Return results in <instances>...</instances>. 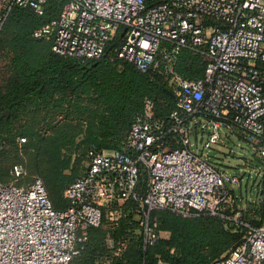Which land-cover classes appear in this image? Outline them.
<instances>
[{
    "label": "built area",
    "instance_id": "built-area-1",
    "mask_svg": "<svg viewBox=\"0 0 264 264\" xmlns=\"http://www.w3.org/2000/svg\"><path fill=\"white\" fill-rule=\"evenodd\" d=\"M48 1L0 0V30L13 7L42 15ZM62 1L57 17L33 31L35 38L50 39L55 54L90 60L119 35L118 59L141 72L154 69L157 56L165 62L174 108L156 116L146 98L126 135V151L90 147L84 174L64 190L63 210L53 208L39 177L25 185L0 183V264H69L84 249L88 229L104 218L113 226L128 216L138 222L139 247L145 249L167 236L150 216L155 209L221 214L230 186L240 179L193 152V125L210 129L204 148L224 129L264 156V0ZM183 48L204 56L201 78L174 71ZM197 118L206 121L205 128ZM10 174L22 177L26 171L16 164ZM261 206V222L246 225L244 242L213 264H264V180ZM240 216L237 209L232 219ZM129 247V240L119 239L101 264L114 257L125 261Z\"/></svg>",
    "mask_w": 264,
    "mask_h": 264
},
{
    "label": "trees",
    "instance_id": "trees-1",
    "mask_svg": "<svg viewBox=\"0 0 264 264\" xmlns=\"http://www.w3.org/2000/svg\"><path fill=\"white\" fill-rule=\"evenodd\" d=\"M62 4L49 0L42 15L13 7L0 30V183L7 184L6 178L14 177L12 166L21 165L26 174L12 183L25 185L39 177L50 201L53 191L67 200L64 190L84 174L90 147L126 151V135L146 98L159 117H166L175 103L164 77L165 62L157 56V66L141 72L118 59L119 35L100 58L90 60L55 54L50 39L35 38L33 31L56 18ZM204 67V56L187 48L174 63V71L188 79L201 78ZM263 180L264 171L260 194ZM237 209L241 216L233 220ZM150 216L158 230L167 232L152 246L139 247L140 225L130 216L115 226L104 218L88 229L84 249L69 264H101L104 256L114 254L119 239L130 241L126 260L114 257L110 264H213L244 242L246 225L257 226L263 211L260 199L257 207L232 206L230 212L226 207L219 215L155 209Z\"/></svg>",
    "mask_w": 264,
    "mask_h": 264
},
{
    "label": "rangeland",
    "instance_id": "rangeland-1",
    "mask_svg": "<svg viewBox=\"0 0 264 264\" xmlns=\"http://www.w3.org/2000/svg\"><path fill=\"white\" fill-rule=\"evenodd\" d=\"M167 85L170 86V76L165 70ZM205 128L206 121L197 118ZM191 132V149L193 152L209 161L216 169L230 174L238 175L240 182L230 186L233 193L228 202L229 212L235 207L245 208L247 206L257 207L261 199V181L264 171V156H261L257 147L243 139L239 134L220 131L219 140L211 144L210 148H204L203 144L208 139L210 129L202 130L199 126L193 125ZM24 140V139H23ZM22 143V138H18ZM14 177H7L6 182H14ZM236 197H235V196ZM53 208L63 210L66 208L67 200L60 198L54 191L51 192ZM56 204V206H55ZM54 208V209H55ZM257 218V217H256Z\"/></svg>",
    "mask_w": 264,
    "mask_h": 264
},
{
    "label": "water",
    "instance_id": "water-1",
    "mask_svg": "<svg viewBox=\"0 0 264 264\" xmlns=\"http://www.w3.org/2000/svg\"><path fill=\"white\" fill-rule=\"evenodd\" d=\"M5 114H7V112H5ZM3 114H1L0 116H2Z\"/></svg>",
    "mask_w": 264,
    "mask_h": 264
}]
</instances>
